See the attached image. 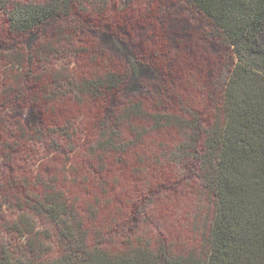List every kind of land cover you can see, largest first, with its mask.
Returning <instances> with one entry per match:
<instances>
[{
  "label": "trees",
  "instance_id": "trees-1",
  "mask_svg": "<svg viewBox=\"0 0 264 264\" xmlns=\"http://www.w3.org/2000/svg\"><path fill=\"white\" fill-rule=\"evenodd\" d=\"M108 1L0 0V189L20 211L0 264H264V0H186L207 27L183 32L149 1ZM47 27L62 66L12 56ZM103 170L130 172L122 197Z\"/></svg>",
  "mask_w": 264,
  "mask_h": 264
},
{
  "label": "rangeland",
  "instance_id": "rangeland-1",
  "mask_svg": "<svg viewBox=\"0 0 264 264\" xmlns=\"http://www.w3.org/2000/svg\"><path fill=\"white\" fill-rule=\"evenodd\" d=\"M110 0V2L108 1V5H110L111 7L115 8V9H120V8H125L129 5L130 2L135 3L136 2H142V1H149L148 3H153L154 5V10H155V14L157 15V17H159L160 19H156V23L155 25H161L163 22V20L167 22V24L165 26L166 29L167 28H171L173 29V31H185L184 28H186L187 24H190L192 27H199L198 30H202L207 27L206 26V21L199 15V13L192 8L187 2L186 0ZM131 3V4H132ZM130 4V5H131ZM136 6H140V9L142 10L143 8L141 7V5H136ZM52 30V29H51ZM49 30V32L51 31ZM207 31V28L206 30ZM48 32V27L45 29H41L37 32L31 33L29 35H26L25 37H21L20 39H18V48L15 47V49L13 48L12 51H15V54H12L13 57H18V55L20 57H23L20 52L22 51L25 54V50L31 49V48H37L41 49L40 52H50L51 55H47L44 57H49L52 58V60H48L44 62V65L47 67L48 65H50L52 62L55 64H57L56 67L58 66H62L63 63L65 62L66 57H62L61 59L59 57V53H62V51L60 52H55V50L57 49H63V46L61 44H56L55 46L48 45V43H43V37L46 36ZM124 37V36H123ZM119 38H122L121 36H119ZM132 40H134L132 38ZM105 45L111 46L114 48V52L118 55L125 53L124 47L122 45H120L119 43H116L114 41H106ZM31 47V48H29ZM218 48L220 49L221 46H219L218 44ZM68 50V49H67ZM53 51V53H52ZM65 52V51H64ZM126 54V53H125ZM108 55V54H107ZM56 58V59H54ZM56 60V61H55ZM124 60V59H123ZM126 61V60H125ZM223 63V68L221 69V65ZM214 68V75L218 76L220 78L221 76V81L224 79V77L227 75V71H228V64H224V61L221 60L220 64H219V68L217 67V64H213L212 65ZM17 68V66H15ZM129 84L130 87L128 88V90H126V92H132L135 95V71L133 73L130 74V78H129ZM195 85H198L202 88L201 85H199L198 83H196ZM168 86V85H167ZM168 89V88H166ZM140 93L137 92L136 95H139ZM163 103V102H162ZM211 106V104H210ZM211 108H213V106H211ZM18 113L19 110H15L12 113V116L14 118H18ZM175 132L173 130H168L166 133L163 134V138L166 139H171V140H176L175 139ZM36 156L33 155H28V153H25L24 155H21V160L18 163V173L22 174L23 177L27 176L28 172H34L33 169L37 168L36 165H38V158H35ZM5 171L4 169H2L1 166V162H0V177L5 176ZM35 173V172H34ZM103 180H107L108 179V185L110 184L113 189L116 190V193H118L117 195H114V197L112 199H116L117 197H122V194L124 192L121 191L122 187L126 186L127 184H130V182L132 181V175L130 174L129 171L127 172H123L121 174L118 175V178H114L113 177V173L114 171H109V170H103L100 171ZM153 178H157V179H161L163 180L165 178V175H167L166 171H164L163 169H155L153 170V172L150 174ZM2 193V197L0 199H6L8 202H6V205H4L3 209H0V222H2L4 220V218L6 217V221H9L14 217H16L19 214V210L16 209H12L9 206L10 200L11 199H18L17 197H13V196H9L3 191L1 190ZM17 191L16 189H10V194L14 195L16 194ZM102 197L105 198V194L104 193H100L99 191V187L97 189V192L93 193V196L91 197L92 199H102ZM179 199V198H178ZM35 218V216H32ZM42 223V222H41ZM43 224V223H42ZM16 236V235H15ZM11 240L13 241V244H16L14 237L11 238ZM51 246L53 248V251L57 250V245L55 242H51Z\"/></svg>",
  "mask_w": 264,
  "mask_h": 264
}]
</instances>
